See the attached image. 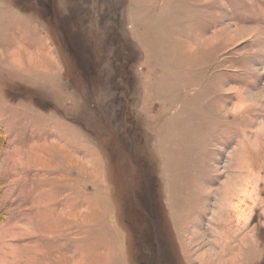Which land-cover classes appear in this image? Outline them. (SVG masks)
I'll return each mask as SVG.
<instances>
[{
  "label": "rangeland",
  "instance_id": "rangeland-1",
  "mask_svg": "<svg viewBox=\"0 0 264 264\" xmlns=\"http://www.w3.org/2000/svg\"><path fill=\"white\" fill-rule=\"evenodd\" d=\"M11 1L64 73L17 84L0 53V264H142L151 236L174 264L251 237L263 264L264 0Z\"/></svg>",
  "mask_w": 264,
  "mask_h": 264
},
{
  "label": "crops",
  "instance_id": "crops-1",
  "mask_svg": "<svg viewBox=\"0 0 264 264\" xmlns=\"http://www.w3.org/2000/svg\"><path fill=\"white\" fill-rule=\"evenodd\" d=\"M6 5L8 7V22L17 23L18 25L14 24L9 30H4L8 33H0V45L8 51L0 50L3 60L13 67L16 72L13 71V74L20 77L15 83L30 87H37L35 85L47 87L50 75L64 73V66L59 52L53 45L47 28L41 21L33 19L11 0H8ZM16 48L18 52H16ZM11 49L15 50L11 51ZM5 54L10 57L9 60L6 59ZM34 57L38 58L39 62H35ZM41 75L47 76V78L42 80ZM6 77L7 79L12 78L7 75ZM189 227H191V224L187 223L183 229L187 231ZM255 245V241L251 240V237L244 238L243 242L232 240V242L225 244V251L207 252L200 257V261H202V264H252V260H248L251 253L245 248ZM258 258L254 259V263Z\"/></svg>",
  "mask_w": 264,
  "mask_h": 264
},
{
  "label": "trees",
  "instance_id": "trees-1",
  "mask_svg": "<svg viewBox=\"0 0 264 264\" xmlns=\"http://www.w3.org/2000/svg\"><path fill=\"white\" fill-rule=\"evenodd\" d=\"M17 1H18V3L20 5H24L21 2V0H17ZM40 2L39 3H40L41 7H45L44 4L47 5V3L43 2V0L40 1ZM42 3H44V4H42ZM62 30L64 31V29H62ZM69 44L72 45V43H69ZM73 52L74 51L70 50V54L72 53V55H74ZM37 99H38V97L35 100L37 101ZM1 142L4 145L7 143V141L5 139V135L3 133H0V144H1ZM0 149H1V147H0ZM108 150L110 151V153L113 155V158H114L115 154H114V150H113L112 146H108ZM116 166H117V164H116ZM151 193L149 194L150 196L154 195V193H155V195H159V191H158V188L156 187V185H155V187H151ZM154 198L151 199V201H150V203L152 204L149 207V209L151 210L150 216L155 214L154 210L157 208L156 210H157V213H158V220L155 221V219H154L152 221H153V223L156 222L155 224L159 228L161 226L160 217L163 218V212L164 211H163V207H162L160 199H158L157 196H155ZM140 201H141V205H143V208L144 209L147 208V207H144L145 206V202L142 199H140ZM145 212L149 214L148 209H145ZM158 223H160V225ZM162 231H163V229L159 228V232H162ZM148 239L149 240H144V241L141 239V243H142L141 247L142 248L140 247L141 251L138 252L137 258L139 260H141L142 264H146L148 262H149V264H174V261L172 260L170 255L169 256H164L163 253L161 252V249L160 250L158 249V247H160V241H158V240H160L159 236H157L154 241H150V240L154 239L153 236L149 237Z\"/></svg>",
  "mask_w": 264,
  "mask_h": 264
},
{
  "label": "bare ground",
  "instance_id": "bare-ground-1",
  "mask_svg": "<svg viewBox=\"0 0 264 264\" xmlns=\"http://www.w3.org/2000/svg\"><path fill=\"white\" fill-rule=\"evenodd\" d=\"M244 186H245V184H244ZM237 189H238V188H237ZM232 193H233V192H232ZM228 198H229V197H228ZM228 201H229V203H231V201H232V196L230 197V199H229ZM234 207L236 208L237 205H234ZM227 226H228V225H227ZM232 228H233V226L230 227V229H229L230 231H228V232H233V231H232ZM224 231H225V230H224ZM233 233H234V232H233ZM224 234H225V233H224ZM230 235H231V237L233 236L232 233H228V236H229V237H230ZM226 236H227V235H226ZM224 241H225V240H224ZM226 241H227V240H226ZM227 242H228V241H227Z\"/></svg>",
  "mask_w": 264,
  "mask_h": 264
}]
</instances>
